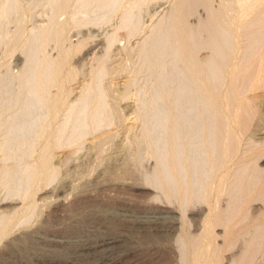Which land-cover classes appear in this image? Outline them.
Returning a JSON list of instances; mask_svg holds the SVG:
<instances>
[{
    "label": "bare ground",
    "instance_id": "1",
    "mask_svg": "<svg viewBox=\"0 0 264 264\" xmlns=\"http://www.w3.org/2000/svg\"><path fill=\"white\" fill-rule=\"evenodd\" d=\"M120 1L108 3L111 12ZM141 1H127L119 18L129 37L139 29L131 7ZM92 2L76 1L81 17L68 11L71 0H0L3 56L24 55L19 72L0 73V261L64 264L91 255L93 264H109L165 250L172 264H222L223 252L241 240L245 247L228 262L252 264L254 245L264 243V132L259 142L251 135L252 95L264 90V0H170L135 49L125 44L126 59L135 53L153 87L135 106L139 117L148 113L140 135L153 163L144 186L105 165L125 95L92 84L70 100L66 89L78 74L71 65L77 52L102 48L91 78L106 74L115 35L66 43L72 26L91 22ZM42 5L47 20L28 30L29 10ZM50 43L55 55L45 50ZM13 81L22 98L7 105L1 96ZM87 142L90 159L79 179L63 181L62 166ZM15 158L22 162L6 165ZM55 181L59 187L39 198Z\"/></svg>",
    "mask_w": 264,
    "mask_h": 264
},
{
    "label": "rangeland",
    "instance_id": "2",
    "mask_svg": "<svg viewBox=\"0 0 264 264\" xmlns=\"http://www.w3.org/2000/svg\"><path fill=\"white\" fill-rule=\"evenodd\" d=\"M76 1L78 0H71L68 11L77 12L79 15H81L79 11H77L78 4H76ZM91 1L93 2H92V7L91 6L90 7L91 9H94V11L92 10L93 13H91L92 11L91 9H89L91 12L90 11L87 12L88 14L87 17L89 18V20L91 19V22H88V23L86 22L82 25L72 26L66 34V43L68 44L69 41L75 42V41H80L84 39L86 40L87 45H90L92 43H99V42L105 43V40H107V38H109L110 35L112 36L115 35L114 36L115 41L110 46L109 55L106 58V62L104 61L105 64H103L104 68L106 69L105 70L106 74L100 77H97L96 75L97 78H94L95 75H93L91 78V75L93 71L95 70V67L97 68L99 57L102 56L103 54L102 48H97L93 52H91L92 54L88 53L87 55H84V56H82L81 52H77L79 54L75 53L74 57L71 58L72 59L71 65L77 68L78 74H76L75 78L71 82H69V84L66 85V89H67V92H69L68 94H69V98H71L70 100H75V99H79L80 97H83V94H84L83 92L85 91V88L88 85H92V84L98 87L105 84V86H108L111 92V95H114V96L119 95V94L125 95V97L123 96L124 99H122L119 102L120 103L119 108L123 110L122 114H123L124 121H122L123 123L120 122L119 124L122 126H118L119 127L118 129L116 128L117 135L114 138V142L112 143L111 148L106 152V155H105L106 157H104L105 165L106 167L108 166L109 168H112L116 173H121L122 171H128L132 180H134V182H136L138 185L142 184V186H144L146 185L144 178L146 174H149L151 172V168H152L151 166L153 163L152 162L153 160L148 154V152L146 153L147 148H146L145 140L140 135L141 127L143 126V122H144L143 116L146 117L148 113L146 115L143 114L142 117H139L140 113L138 110L136 112L137 107L135 106H137L141 102H144L145 97L148 95L150 91H152L153 87H152L151 79L149 78L148 73L138 72L140 66L138 65V60H137L135 53L134 54L132 53L128 57L129 59H126L127 58L126 51L124 50L128 47L127 45H129L130 47H133V46L135 47L136 45H138L142 37L146 36V31H149V28L152 26V24L153 25L156 24L157 21L155 20L162 17V15L168 10L169 8L168 3H170V0L168 1L167 0H142L143 2L141 1V3H139L140 5L137 4L136 7L135 6L131 7L133 8L131 9L132 10L131 12H133V16L135 17V19L133 17L132 20L133 22L136 23L139 29L135 33V35L131 34L130 37L128 36V32H129L128 29L130 30V28H127L125 26L123 27L119 26L121 23L119 18L121 17V15H123V12L124 11L126 12V10H128L130 7V6L128 7V5L126 4L127 1L128 3H133L134 0H123V1L121 0L120 1L121 8L122 6L123 8L122 9L118 8V10H115L116 12L115 11L111 12L110 10H114V9H111L109 6L115 0L113 1L103 0V2L107 4L105 5L106 8H104L105 6L100 7L102 6L101 5L102 0H99V2L101 1L99 6L97 5L99 3L97 4L95 3L94 5V2L98 0H91ZM108 3L110 4L108 5ZM30 10L29 12L30 13L32 12V13L28 14L29 16L26 22V27L28 30L31 29L32 27H37V26L42 25L43 22L45 23V21L47 20V14L49 13L48 8L43 5L39 7L31 8ZM96 11H97V14H96ZM61 19H63V17ZM93 19L98 20V21H93ZM147 26H150V27L148 28ZM13 29H14V25L11 24L8 30L11 31ZM139 31H141V33ZM1 42L2 41H0V43ZM125 44L127 47L125 46ZM3 45L4 43L2 42L0 44V73L19 72L20 67L22 66V61L21 60L18 61L17 58L23 57L24 55L20 54L19 52H15L11 60L4 58L3 56L4 46ZM53 46L54 45L50 43L45 49L46 52L49 53L50 55H55L56 48L55 47L53 48ZM205 54L206 53H201V56H204ZM128 63H130V66ZM115 69L117 70L115 71ZM92 80H93V83H92ZM19 85L20 84L17 81H13L12 84L7 85L6 87L7 91L5 90V93H3L1 96L3 97L2 100L4 101V103H6L7 105H10L9 102L13 101V99H16V97L22 98L20 96L21 94H19V90L21 88ZM252 97L255 99V104L258 105V113H257V117L255 118L256 122L254 121V123L252 124L253 131L251 130V135H253L254 137L252 138V140L259 142L261 141L259 139L263 138V135H260V134L264 132V90L260 89V91L252 95ZM23 98L24 99L22 100H25V99L27 100V98H25L24 96ZM29 99L30 97L28 98V101ZM145 107H144V111L146 113V111L147 110L149 111V109H147V106ZM108 129L107 127L101 128L100 132H98L97 134H100L103 131L105 132ZM88 148H89V142H87L85 146L81 148L80 151L78 150L76 152L77 154L75 153V155H73V157L69 160L68 164L62 166L61 169L63 170H61L60 172V177L63 181L67 183H74L77 181V178L79 179L83 166L87 165L88 160L90 159V153H89ZM58 154L60 155V153ZM29 158L30 157L28 158L26 157V159L28 160ZM8 160L5 161L6 165H14V166L16 165L17 166L19 162H22V161H17L16 158L13 160H10V159ZM263 164H264V161L260 162V165L264 168ZM236 166L237 165L235 164L234 167ZM129 181L131 182V180ZM58 182L55 181L51 183V185L45 188L46 193L45 194L42 193L41 195H38V197L40 198V197L50 196L51 195L50 192L53 189H56L57 187H59L60 182L59 183ZM0 189H1L0 190V201H1L3 199L2 197L3 186L2 185H0ZM136 195H137L136 193H131V196L133 199H135L136 201H143V199H141L139 196H136ZM0 209L2 210V208ZM138 212L140 214L139 213L137 214L143 217L144 211H138ZM251 230L252 229H250V231L247 232L248 235H250ZM247 233L245 234V236H243L244 235L243 234L242 237L244 238L248 237ZM242 237L240 239H242ZM239 241L237 242L236 245L233 246L231 250H226L223 252L224 261L223 260L221 261L222 264H230V262L228 261H231L234 257H236L239 251L245 247L244 244H240L241 240ZM254 249H253L254 252H253V257H252L253 258L252 264H264V243L262 244L259 243L257 244V246L255 244ZM163 251L161 252L160 251L156 252L153 250L137 251L132 255H128L127 257L122 258L120 261H117L115 263L109 262V264H169V263L172 264V261L169 258L164 256V253H162ZM153 253H157L158 254L156 255L157 257L154 256ZM112 255L115 256V254H112ZM99 256H102V255H99ZM65 257H61L58 259L62 260ZM91 257H92L91 255H83V258L79 261L71 260L70 262H65L64 264H93V260ZM0 264H49V263L48 261H38L35 258V259H27V260L20 259V260L0 261Z\"/></svg>",
    "mask_w": 264,
    "mask_h": 264
}]
</instances>
